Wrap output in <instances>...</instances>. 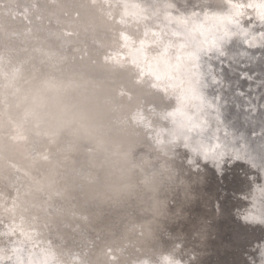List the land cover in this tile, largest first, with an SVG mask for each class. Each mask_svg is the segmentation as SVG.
<instances>
[{"label": "clouds", "instance_id": "clouds-1", "mask_svg": "<svg viewBox=\"0 0 264 264\" xmlns=\"http://www.w3.org/2000/svg\"><path fill=\"white\" fill-rule=\"evenodd\" d=\"M83 2L0 0V264H264V0Z\"/></svg>", "mask_w": 264, "mask_h": 264}, {"label": "bare ground", "instance_id": "bare-ground-1", "mask_svg": "<svg viewBox=\"0 0 264 264\" xmlns=\"http://www.w3.org/2000/svg\"><path fill=\"white\" fill-rule=\"evenodd\" d=\"M10 3L15 7V9H24V8H31L33 6L34 0H10ZM41 7H45V5L42 3ZM82 7L86 10L91 11V6L87 3V0H84L82 3ZM96 7H100V5H97ZM12 22L9 21L7 18H0V33H3L4 35H7L10 31H14V27H11ZM100 31L98 33V39L100 40H107L106 32L104 31V24L101 19L100 24ZM97 38V37H94ZM260 68L264 69V61L260 63ZM247 81H241V86H246ZM236 168H245L246 165L243 164H237L235 166ZM227 180V177L225 178ZM215 183V176H213V184ZM244 182L241 180L239 175H235L234 179L228 181L227 187L229 189H236L240 190L241 185ZM227 207V203L225 205ZM220 237L221 242L223 243H231L234 240V234L236 233H246L249 237V240L251 239H259L264 238V233L253 231L251 233L247 232V229L243 228V226H240L232 221L229 220H223L220 222ZM216 243L215 241L213 242ZM238 253L236 252H226L225 254L221 255L219 257L221 264H232V261L237 260Z\"/></svg>", "mask_w": 264, "mask_h": 264}]
</instances>
